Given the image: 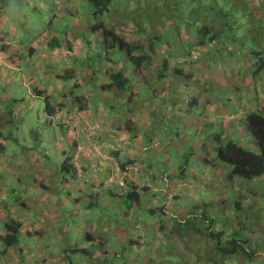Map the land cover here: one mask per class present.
I'll return each instance as SVG.
<instances>
[{
  "label": "rangeland",
  "instance_id": "rangeland-1",
  "mask_svg": "<svg viewBox=\"0 0 264 264\" xmlns=\"http://www.w3.org/2000/svg\"><path fill=\"white\" fill-rule=\"evenodd\" d=\"M192 4L194 8L187 16L185 0H125L115 2L109 10L110 14L115 13L114 23L119 22L120 27L126 26L128 21L136 18L140 25L147 24L145 27L148 31L159 34L157 27L166 25L158 35L162 38L161 44H157L156 47L165 48L161 58L167 59V68L170 72L173 71L170 62L175 57L183 61L181 63L179 61L178 64V70L181 71H193L192 62L188 60L190 55L198 58L199 55L204 57L205 54H209L211 59L213 69L206 81L198 75V79L194 78L191 82H187L185 78L179 80L175 76H170L166 81L143 77L142 83H139L137 81L139 73L125 54L116 48L109 52V57L117 67L115 71L122 73L127 81L121 92L125 93L128 100L122 93L115 95L113 100L118 103L112 110L117 115L128 117L116 119L132 122L136 126L135 132L142 135L145 133L146 137L154 134H161L164 137L159 147L146 154L137 153L143 147L135 144V147L131 148L129 145L132 143L128 144L127 150L130 153L133 151L136 159L152 162L150 168L154 177H160L164 172H172L181 166L184 168L191 166L185 158H193V151L197 152L199 158L202 152L198 149H206L207 155L214 158V149L218 146L215 138L219 133L222 142L220 145L230 141L233 136V141L237 143L247 134L244 121L240 117V114L244 113L243 107L249 105L248 110L253 107L262 110L264 107V0H192ZM68 12H73V17L77 20L71 18L68 21ZM108 16L98 15L96 21L108 22ZM167 20L179 23L176 27H168ZM190 22L193 23L190 25ZM94 23L95 17L91 6L85 1L0 0V131L4 136L13 135L17 141L16 144L6 141L0 154V233L4 232L6 220L12 219L13 215L14 221H19L23 225V231L27 229L31 232L38 231L40 235L38 239H32L36 240L35 243L23 246L25 255L32 257L33 260L21 264H44L36 261L38 250L41 256L45 257L47 261L45 264H252L243 256L229 260L231 257H218L213 254L208 260L206 256L209 252L191 239L187 240V245L182 244L181 240L175 243L166 240L167 242L161 244V235L157 231L160 216L158 213L149 214L145 210L147 202L151 206L153 195L155 199L153 206L158 203L159 199L157 195L155 196L154 190L146 196H140L138 208L133 206L129 209L128 200L123 199L128 192L126 186L119 188L117 185H111V189L118 194L117 198H111L109 194L101 198L102 193L96 197L91 193V189L92 182L97 177L92 174L88 175V180L79 179L71 183L70 197L68 187L59 188L61 184L55 175V169L64 159L62 150L70 151L73 141L77 139L84 145V133L78 135L72 131L68 133L60 130L59 126L49 127L45 99L53 103L69 101L64 95L72 93L73 84L71 81L60 83L56 77L61 76L64 71H77L74 80L80 87L74 91L78 97L87 98L92 106L89 107L86 102L87 109L84 115L75 113L76 108L72 109L76 128L79 130L83 124L93 127L94 130L102 128L97 126L99 113L96 109L99 99L96 86L100 85L95 86L88 82L89 78H99L101 75H91L89 71L82 70L87 64L92 69L100 55L105 57L102 40L98 41L97 34L89 31V26ZM201 26L205 31H201ZM51 34L55 37L56 43L60 41V49L56 53H48V46L44 43V39ZM182 36L186 38L184 41ZM213 36L219 37L215 40V47L211 48L208 43ZM88 38L93 42L90 50L86 49L83 44L85 41L82 40ZM199 43L204 44L203 48L206 51H199ZM228 44L233 48L231 54L235 55V58L229 59L232 68H229L231 65H228V57L224 53ZM28 48L32 49L29 57ZM191 49L198 50L190 52ZM241 49H244L243 54ZM254 52H260L258 54L262 55L258 57ZM246 56L248 64L252 65L250 73L244 68L240 70L237 66L238 63L241 64V57L245 60ZM157 58L155 57V60ZM148 64L153 65L151 61ZM145 65L147 64L143 66ZM98 66L100 65L97 63L95 67ZM258 66H262V70L258 69ZM255 70L257 72H254ZM150 71L153 72V69ZM30 80L39 84L31 85L30 89L24 84ZM203 83H206L205 87L202 86ZM163 84H166L164 86L166 90L161 87ZM230 84L235 85L233 91L230 89L231 86H228ZM36 90L42 91V95L35 96ZM171 92L174 95L171 94L170 99V95L166 94ZM95 93L97 99L94 98ZM154 93H159V99L156 101ZM113 94L114 91L109 90L105 96L111 99ZM176 96L182 102L189 99L192 103L190 106L185 104L183 118L177 116L175 112L181 111ZM104 99L105 97L101 98L102 105L106 102ZM169 99L175 109L172 108L170 111L168 109V112L155 111L156 113L151 114L149 118L150 127L134 123L136 114L149 112L153 105ZM113 100L107 104L114 105ZM207 100H211L216 106L215 114L208 116L209 106L205 105ZM194 102L200 104L197 106ZM222 102L233 110L231 112L233 122L226 121L228 113L223 110L227 108H222ZM103 113L107 114L108 110H104ZM223 115L226 119L221 118ZM103 126L109 127L105 124ZM34 138H37V141ZM247 138L250 147L246 148L258 153V147L250 134ZM166 141L170 147L165 151ZM33 143L39 145L40 150L43 149V144L45 145V157H39L38 152H31L25 148L34 145ZM239 143L244 144L241 141ZM57 145L64 148L61 150ZM77 150L79 152V148ZM124 153L123 150H119V156H124ZM105 157L108 159L107 155H102L100 160ZM220 165L227 168L223 164ZM140 167L141 172L149 174L142 163ZM188 172L190 173V170ZM48 174L51 175L48 177ZM146 181L150 184L154 182L151 176H147ZM156 183L158 185L157 180ZM42 184L46 187L43 192L50 197H45L44 201L40 198ZM78 185L80 188H77ZM224 188L226 195H233L229 183ZM38 190L39 193L36 195ZM210 190L196 196L198 201H191L190 205L185 206L186 211L193 216L214 220L211 230L222 231L227 238L234 236L243 240L251 237L248 242L252 243L251 239L254 237L256 241L252 243L255 245L253 249L259 252L261 249L257 239H260L262 232L257 223L264 228V195L260 197L259 210L252 208L254 210L249 212L218 214L212 211L211 207L220 204L221 196L218 195L219 190H214L218 194H213ZM2 195L5 196L2 198ZM226 195L222 197L226 198ZM46 202H49L48 207ZM19 203L26 204L27 209L19 208L17 206ZM177 203L180 202H171L174 210L178 208ZM244 205V209H248L249 205ZM181 207L183 206H180V209ZM167 211L174 212L171 208H167ZM169 216L166 214L165 217ZM165 221L175 223L172 220ZM252 227L253 229H250ZM206 228H210L209 223ZM222 239L224 242L227 240ZM27 240L29 239L26 237L21 243ZM193 249H199L194 259ZM8 254V260L13 264L16 261L14 258L18 257L17 252L9 249ZM2 260L0 259V262ZM259 264L264 262L261 260Z\"/></svg>",
  "mask_w": 264,
  "mask_h": 264
},
{
  "label": "clouds",
  "instance_id": "clouds-1",
  "mask_svg": "<svg viewBox=\"0 0 264 264\" xmlns=\"http://www.w3.org/2000/svg\"><path fill=\"white\" fill-rule=\"evenodd\" d=\"M75 1L76 2L77 1L87 2L86 0H75ZM120 1L124 2L125 0H120ZM201 6H202V4H201ZM71 8L74 9V7H71ZM82 23H83V21H82ZM112 26L115 27L116 33L118 34L119 38L124 43L129 44V46H135L136 44H134V42H137L138 46L141 47L140 51H142V53H140V54H144L149 58L147 61L142 63L141 67L139 69H137L136 72H138L139 75H141V76H146L148 74L149 70H151L150 68L152 66H154L153 63L158 61L161 65L159 64L160 69L158 68L157 75H161V72L163 71L162 70L163 67L168 66V61L166 58H161V55L163 54L160 52L161 48L158 49L156 47L157 44L160 45L161 43H158L156 41L155 37H153V38L148 37L147 41L144 38L145 34L148 31L147 27H145L144 24L140 25V21H138L136 18H133L131 21H128L126 26H124V27H120L119 22H118V24H115L113 22ZM139 27L142 28L143 31H140ZM201 29H203V26H201ZM161 31L162 30L159 28V30L157 32H159V34H160ZM44 32H47V31H44ZM50 36H53V35L51 34ZM97 39H98V41H99V39L102 40L101 36L99 34H97ZM142 39H144V40H142ZM82 40L85 41V43H83V44H85L86 49L90 50V47L93 46L92 40L90 38L82 39ZM48 42H50V41H48ZM48 42L44 41L45 45L48 46ZM213 42H215V40H213ZM213 42H210L208 44H211ZM146 44H148V49L145 48ZM53 45H56V46L59 45V49H60V41L58 43L55 42ZM68 46L71 48L70 45H68ZM198 46H199L198 49L205 47L204 45H201V44H199ZM48 49H49V51H47L48 53H56V51H52L49 47H48ZM113 49H115V48H113ZM198 49H195V50L197 51ZM195 50H192L190 52H195ZM232 50H233L232 46L230 44H228L227 48L225 49L226 53H228ZM242 50H243V52H242V54H243L244 49H242ZM31 51L32 50L29 49L28 57L31 55ZM149 53L152 54L151 57L149 56ZM153 55H156V57H158L156 59L157 61L155 60V57H153ZM87 56H88V54H87ZM83 57H85V56H83ZM189 57H191V55ZM200 57L203 58V55ZM127 60H128V58H127ZM149 61H151V63L153 64L152 66L148 64ZM245 61H246V63H244V61H240V63L241 62L242 63L240 65L238 63L237 66L240 68V70H242L244 68V70H246L248 73H250L252 70V65L248 64L249 60L245 59ZM97 62H98V65H100V67L103 68V70L105 68H107V69L111 68L113 72H116L113 69V67L115 66L114 63H112L110 66L104 65L105 57L103 58L102 55H100L98 57ZM145 63L147 65L143 66ZM177 64H179V63H177ZM33 66H35V65H33ZM229 68H232V66H229ZM36 70L37 69H34V71H36ZM173 70H175L174 66H173ZM177 70H178V68H177ZM144 71H145V73H144ZM178 71L181 72V74H182L181 70H178ZM172 72H171V75H174ZM254 72H256V70ZM166 73L167 72L164 71L162 75L165 76ZM62 76H63V74L61 76L56 77L60 83L65 82V81L61 80ZM123 77H124V75H123ZM94 79L95 78H89L88 82H90V84H94L95 86L96 85L101 86L102 83H108L109 82L107 80L108 79L107 77L102 79V81L99 84L94 83ZM43 80H44V78H43ZM70 81L74 85V88H72V92H75L74 89H76V90L79 89L75 86V85H77L76 80H74V78H73L72 80H69V82ZM66 83H68V81ZM24 84H25V86H28V88L31 89V87H30L31 85H35V84H39V83L38 82H32V80H30L29 83H24ZM232 85L234 86L233 88L235 89V85L230 84V86H232ZM112 87H113L112 90L114 91V94H113L111 99H108V98H106L105 93L109 90L105 89V87L103 89H101L99 86H96L97 92L99 91L98 92L99 93V96H98L99 99H97L95 97L97 95L96 93L94 95V97L97 99L96 109H97L98 105L101 104V101H103V100H101L102 97H105L104 101H106V102L103 105L106 107L107 110H110V109L112 110L115 108L118 101L113 100L114 96L121 94L122 93L121 91H123V90H116L114 88L115 86H112ZM70 90L71 89L69 88L68 91H70ZM41 92L42 91L36 90V92H34V95L40 96L41 94H39V93H41ZM122 94L127 99V97L124 95L125 93L123 92ZM157 94L159 95V93H157ZM62 95H64V94H62ZM168 95L171 96V93ZM64 97H67L69 99V96H67V94H65ZM111 100H113L112 102L114 103V105L109 106V104H107V103H109V101H111ZM215 101H217V99H215ZM224 102H222V107L225 106ZM168 103H169V101H168ZM215 103H217V102H215ZM48 104L50 105V107L52 109V110H48L46 108L47 109V118L49 119V120L47 119V122L49 121L48 122L49 127L56 126L55 128H57V126H59V127L62 126V128H60V130L67 131L68 133H69V131H72L75 128L74 131L78 135L84 133V145L78 139L75 140L76 144H75L74 148L71 147L70 151H63L62 148H64V147L60 148V145H57L58 148L62 150V152L64 154V159L60 162L59 165H57V167L55 169V175L60 180L61 185L59 188L66 189L68 187V197H70V195H71V189H70L71 183L73 181H76V180L78 181L79 179L88 180L89 179V177H88V175H89V164L93 161L98 162L100 160V156L107 155L108 159H107V157H105V159H102L101 161L111 163V166L107 170V172L109 173V181L106 185L105 184L94 185V183L92 182L91 193L93 195H95L96 197H98L100 193L106 192L110 196H113V198H117L118 194H116V192L111 189V185H117V187H119V188H121V187L123 188L126 186L128 188L127 193H129V192L135 193L136 195H138L139 201H140L141 195L146 196V195H148V193H150L151 190H154L155 196L157 195L158 199H159L158 203L153 206V203L155 200L153 197L154 195H153L152 200L150 201L152 203L151 206H149V204L147 202L145 204V210L150 211L152 208L160 207L164 211V216H163L164 219L168 220L171 217H173V218H175L176 222L178 221L180 223H183V220H180V216L183 214H188V213H186L185 209H184V211L182 209L179 210L180 206H183L181 204L182 201H185V199L189 198V196H190L191 201L197 202L198 199L196 196H199L200 193L202 194L206 190H210L209 188H212V190H210V191H213V194H218L217 192H214V190H219L218 195L221 196L220 204L217 207H211L212 211L218 212V214L224 213V212L233 213L234 211L249 212V211L254 210V209L259 210V208H260L259 205L256 204L257 201L260 202V199H258V197H256V196L249 197V196H245L243 194L246 198H249V200L247 201V203L246 202L244 203L243 201L239 200L238 199L239 195H238V193H236V192H238L236 185H232V186L229 185V187L231 188V193L233 194V196L232 195L228 196L225 194L226 189L224 187L227 185V181L225 180V176H226L225 174L228 170V167L227 168H214L211 165H206L203 161V156L207 155L206 149H198L199 151L202 152L199 155V158L197 156V152L193 151L192 152L193 158L185 159L187 163L191 164V166H189V167L187 166L185 168L181 166L172 172H170V171L164 172L160 177H154L152 174L151 168H150V165H152V162L150 160L145 162L143 160L136 159L137 157H136V155H134L133 151H131V153H130L127 150L128 144H129V142L132 143V145H129V147H131V148L135 147V144H137L140 147H143L141 150L137 151V153L140 152L141 154H146L147 150H152L154 148L159 147V145L162 144L163 136L159 137L160 134H154L151 137L150 136L146 137V136H144L145 133L142 135L138 132H135L134 131V130H136L135 124H133L132 122H130L128 120H124V122H122L116 128L104 127L103 126L104 122L102 121V117H99V118H101L99 121L97 120V124H98L97 126L102 127L101 129L96 128L94 130L93 127L83 124V125H81L82 128H79V130H78V128H76L74 118L72 116V109L76 108L75 113L84 115L85 109H87V108H82L78 105H76L74 107L71 105L70 100L69 101L62 100V103L48 102ZM213 104L214 103H212L210 100L209 105H213ZM57 105H62L61 109L58 110L56 107ZM88 106L91 107L92 105H90V103H88ZM172 108L174 109V107H172ZM248 108H249V105H248V107H243L242 111L244 113H248L252 110L258 109V107L257 108L253 107V108H250L249 110H248ZM263 108L264 107H262L261 109H263ZM49 111H54V112L50 113ZM94 111H95V109H94ZM146 113L142 114V117L138 120L139 121L138 123L136 122L138 124V126L146 125V126L150 127L149 118L151 117V114H154V112L153 113L149 112L147 114ZM244 127H245V130L247 131L246 126H245V121H244ZM131 129H134L133 131L135 134V138H132ZM148 132H150V130H148ZM0 134L4 135L1 133V131H0ZM120 134H124L128 137L126 143H124V144L121 143ZM248 135H249V133L247 132V134L244 137H242V139L240 140L244 144L240 145V143H239L240 141H239V142H237L238 145H240L243 148L250 147V144H249L248 138H247ZM216 137H218V139L220 141L218 143V146H220V144L222 143L221 142V134L219 133L218 136H216ZM251 138H252V136H251ZM34 139H37V138H34ZM132 140H133V142H132ZM231 140L233 141L234 139H231ZM5 143H6V141H3L2 138H0V154L2 153L3 145ZM165 145H167L165 147V150H166V148L169 147L170 144L167 143V141H166ZM43 148H45L44 144H43ZM77 148H79V152H78ZM29 149H31V148H29ZM119 150H123L125 152L124 156H119ZM31 152H33V151H31ZM74 153L76 154L75 156H74ZM193 153H194V155H193ZM38 156L41 157V155H38ZM67 157L71 159L70 163H68L67 166H69L71 168L73 167L74 170L72 168L71 173L67 172L65 174L66 175V181H63L62 175H60L57 172V168H60L61 163L64 162V160H66ZM117 162H120V163H117ZM141 163H142V166L144 168H147L149 171V174L145 175L146 177H145L144 181L138 180V175H137V174L144 175V173L141 172V167H140ZM149 163H150V165H149ZM218 165L221 167L220 164H217L216 166H218ZM189 170H190V173L188 172ZM198 171L200 172V175H198ZM110 174L112 176H110ZM49 175H51V174H48V177H49ZM147 176H151L152 179L154 180V182L152 184H150L149 182L146 181ZM129 177H131V179H129ZM261 178L264 182V177H261ZM156 180L158 182V185L156 183ZM77 188H80V185H78ZM256 188L261 193V195H264V189L263 188H261V187H256ZM45 189H46L45 185L42 184V186L40 187V191L42 192V194L40 195V198L42 199V201H44V199H46V198H50L47 193L43 192ZM98 190H99V193H98ZM234 191H236V192L233 193ZM38 193H39V190L36 193V195H38ZM169 195H171V196H169ZM224 195H226V198L222 197ZM180 197H181V199H180ZM236 199H238V201H239V207L238 208H235ZM171 202H180V203H177L178 208H175V210H174V207L171 205ZM244 204L249 205L248 209H244V206H245ZM46 205L48 207L49 202H46ZM128 205H129V209L133 208V206L138 208V203H136V201H129ZM17 206L20 208L23 207L24 209H27L26 204H23V203H19ZM147 208H149V209H147ZM167 208H171L174 212L173 213L168 212ZM252 208H254V209H252ZM166 214L170 215L169 218L165 217ZM187 216H189V215H187ZM10 221H14V220H8L6 223H9ZM206 221H207V223L210 224V228H207L206 231H209V233L211 234L214 230V229L211 230L212 226L214 225V222H213L214 220L209 221L206 219ZM14 222H19V221H14ZM234 224H237V223L234 222ZM136 225L138 226L137 223H136ZM157 229H158V225H157ZM22 231H23V225L21 224L20 236H19L20 239H21L22 235H24L27 238H36V240L39 237L38 231L31 232L30 229H27L23 232ZM4 233H6L5 229H4ZM4 233H1L0 236L3 235ZM29 235H32V236L29 237ZM88 240H90V239H88ZM194 240L196 241V239H194ZM251 240L256 241V239L254 237ZM191 241H192V239H191ZM181 243L184 244L183 241H181ZM186 243H188V242H186ZM257 243L260 244L259 239H257ZM249 245H250V243H249ZM0 246L5 248L3 251H0V256H4L2 254V252H4V251H6V253H7L9 249H14V250H16L17 255H18V257H17L18 260H17L16 264H21L22 262H30L26 259L24 260L23 251L21 249L22 244H21V246H19V248H14V247L7 248V247H5V245L0 240ZM260 249H261L260 250L261 252L259 251L256 253L263 259L262 261H264V248H262L261 244H260ZM70 253H71V251H70ZM192 258L193 259L195 258L193 253H192ZM38 261H40L44 264L46 263L45 258H43V260H38Z\"/></svg>",
  "mask_w": 264,
  "mask_h": 264
},
{
  "label": "trees",
  "instance_id": "trees-1",
  "mask_svg": "<svg viewBox=\"0 0 264 264\" xmlns=\"http://www.w3.org/2000/svg\"><path fill=\"white\" fill-rule=\"evenodd\" d=\"M86 1L90 4L91 10L93 11V16L95 17V23L89 26V31L92 34H99L101 36L103 49L105 51L104 65L110 66L112 63H114L113 60L109 57V52L111 49L116 48L125 53V56L134 65L136 70L139 69L142 63L147 61L149 58L144 54L138 55V53L139 54L142 53V51H140L141 47L138 46V44H136L135 46H129V44L124 43L119 38L118 34L116 33L115 27L112 26L115 20V17H114L115 13L110 14L109 10L115 2L118 3L120 0H86ZM75 11L73 14H75ZM73 14L68 12V15H69L68 21L71 18H74ZM104 14L109 15L108 16L109 18L107 17L108 22L96 21V17L98 15L102 16ZM86 27H88V24L86 25ZM139 30L143 31L142 28L140 27H139ZM201 31H205V28L201 29ZM218 37L213 36V38L209 39V43L213 42V40H217ZM44 41L45 42L50 41L48 42V47L52 51L58 52L59 45L58 46L53 45L56 42L54 36H49L46 39H44ZM201 45H204V44H201ZM241 52H243L242 49H241ZM258 53L260 52L255 53V55L258 57L262 55ZM228 54L231 55L230 52H228ZM238 54L241 55V53H238ZM241 59L243 58L241 57ZM259 60L261 59L259 58ZM79 61L80 60H78V62ZM97 63L94 62L95 66L97 65ZM95 66L91 69L89 68L87 64L86 68L82 70L89 71L91 75L93 74L101 75L99 78L94 79V83H97V84H99L102 81V79L107 77L108 78L107 80L109 82L102 83L100 86L101 89L105 87V89L107 90H110V89L112 90L113 89L112 86H115L114 88L116 90H123L122 87L127 81L123 77L122 73L113 72L111 68H108V69L105 68L104 70H102V67L100 66L95 67ZM257 68L258 69L260 68V70H262V66H258ZM163 72L164 71L161 72V75L163 74ZM77 73H78L77 71H71V72L64 71L63 76L61 77V80L65 82L72 80L74 78V75H76ZM163 76L164 75H162V77ZM75 86L77 88L80 87V85L78 84ZM72 88H74V85ZM42 93L43 92L39 94L42 95ZM70 94L71 96H69ZM70 94L67 93V96H69V100L72 106L75 107L76 105H78L82 108H87L86 102L87 103L89 102L87 98L78 97V95L75 92H72ZM45 101H46L47 109L52 110L50 105L48 104V100L45 99ZM90 105H92L91 102H90ZM56 107L59 110L61 109L62 105H57ZM49 112L52 113L54 111H49ZM244 121H245L247 132L252 136L253 140L255 141L258 147V153L250 151L247 148H243L240 145H238V143L230 140V141H227L224 145L217 146L214 149V156H213L214 158H210L208 155H204L203 161L206 165H211L214 168L216 167L217 164H223L227 166L228 170L225 174L226 175L225 180L227 181V184L229 183L230 186L236 184L238 192L234 191L233 193L235 192L238 193L239 195L238 199L245 203L249 200V198H246L245 196H249V197L256 196L258 197V199H260V197H263V195H261V193L257 190L256 186L264 189V182L261 178V177H264V109L262 110L255 109V110L248 112L244 117ZM60 128H62V126H60ZM74 129L72 130V132L75 133ZM133 130L134 129H131V135H132V138H135V134H134L135 130L134 131ZM0 138H2L3 141H11L13 144L17 143V141L15 140V137L11 134L7 136L0 134ZM216 140L218 141V143L220 142L218 137H216ZM35 141H37V139H35ZM75 144L76 143L74 140L72 144V148H74ZM25 148L29 151L38 152V155L45 157V154H44L45 148L40 150L39 145L36 146V144H34L30 147L25 146ZM24 151L26 152L25 149ZM185 159H188V158H185ZM70 160L71 159L67 157L66 160H64V162L61 163L60 168H57V172L60 175H62L63 181H66L65 174L67 172L68 173L72 172L73 167L71 168L67 166L68 163H70ZM253 180H256L255 181L256 184L253 183ZM240 182L242 183L240 184ZM104 196H105V193L101 194V198H104ZM111 198H113V196H111ZM123 199L128 200V202L136 201V203H138L139 201L138 195H136L133 192L132 193L126 192L125 195L123 196ZM238 199H236L235 208L239 207ZM256 204H258L260 207L261 202L257 201ZM90 205L91 204H89V206ZM148 212L149 214H152V215L154 213H158V215L160 216L159 217L160 224H158L157 231L161 235V239H162L161 244L167 241H173L175 243L181 240L183 241L184 244L187 245L186 243L187 240L196 239V244L198 245L199 243L200 247L203 246L209 252V255L206 256L208 260L211 259L210 256H212L213 254L218 255V257L219 256L228 257V258L231 257L229 260H232L233 258L238 259L239 256H243V258H245L249 262H252V264H258L261 260H263L253 249V246L255 248V245L252 243H254L255 241H252V243H250L249 245L248 239L250 238H245L243 240L238 239L237 237H234V236L227 238L228 236H225V233H223L222 231L221 232L213 231L210 234L209 231H206L207 221L203 216H193L188 211V214H183L180 216V220H183V223H180L178 221L176 222L175 218L171 217L168 220L175 221V223L170 224L168 223L169 221H165L166 219H164L163 217L164 211L160 207L152 208ZM257 226L259 227V230L262 232L261 234L262 237L259 239V241H260V244L262 245V248H264V234H263L264 228H261V226H259L258 223H257ZM3 228L6 230V233L0 236V240L5 245V247L16 248L17 246L19 247L21 246V244L24 243V242L21 243V240H24V238L20 239L19 237L20 228H21V224L19 222L10 221L9 223L4 224ZM250 229H253V227ZM254 230H255V227H254ZM31 236L32 235H29V237ZM222 238L227 239V240L224 242ZM193 243H195V241H193ZM192 251L194 252V255H196L199 252V249H195V250L193 249ZM164 252H166V250ZM207 258H205V260Z\"/></svg>",
  "mask_w": 264,
  "mask_h": 264
},
{
  "label": "crops",
  "instance_id": "crops-1",
  "mask_svg": "<svg viewBox=\"0 0 264 264\" xmlns=\"http://www.w3.org/2000/svg\"><path fill=\"white\" fill-rule=\"evenodd\" d=\"M194 4H192V0H185V8H186V12H185V16H187L188 14H189V12H191L192 10H193V8H194V6H193ZM196 5V4H195ZM201 5H199V7H200ZM167 23H168V27H170V26H177V24L179 23H175L173 20H167ZM181 23H182V25L184 24V22H183V20L181 21ZM191 23L192 22H190V25H191ZM145 25H147L146 23L144 24V26ZM166 27V25H162V26H160V27H157V30H159V28L161 29V30H163L164 28ZM182 30H183V28H182ZM183 32H185L184 30H183ZM161 33H162V31H161ZM153 38V37H155V39H156V41L158 42V43H161V41H162V38L160 37V36H158V34H155V33H150V31H147V33L145 34V36H144V38L146 39V41H147V38ZM181 38H183V41L186 39L185 38V36H182ZM149 42V41H148ZM215 45H216V43L215 42H213V43H211V44H209V47H215ZM145 48L146 49H148V44H146L145 45ZM162 50H160V52L161 53H163L164 52V48H161ZM200 51H206L203 47L202 48H200ZM224 53H226V51L224 52ZM195 54V53H194ZM149 56L151 57L152 56V54H150L149 53ZM194 56V55H193ZM226 56L228 57L227 59H228V65L230 64L231 66H232V64H231V62H230V60L229 59H231V58H235V56H233L232 54L230 55V54H228V53H226ZM153 57H156V55H153ZM192 57H188V60L190 61V62H192L191 64V68H192V70L193 71H182V74H181V72H179L178 70H177V68H179V65L177 64V63H179V61L180 62H183V61H181V59H179V57H175L174 59H172L171 61V63H170V65H173L174 66V69L175 70H173V74L174 75H171V72L168 70V68L167 67H163V71H165V72H167L166 74H165V76H161V75H157V71H158V68L160 69V63L158 62H155V63H153L154 64V66H152L150 69H152L153 68V70L155 71H153V72H151L150 70H149V72H148V74L146 75V76H141V75H139V78L137 79V81L139 82V83H142V79H143V77H146V78H150V79H154V80H159V81H166L170 76H175V77H177L179 80H181V78H185L186 79V81L187 82H191L194 78H197V76L198 75H201L200 77H201V79H203V80H208L209 79V77H210V75H211V72H212V63H211V59L209 58V54H205V56L203 57V58H201L200 57V55H199V57L197 58V57H195L194 56V58H192ZM246 59L248 60V58L246 57ZM241 61H244V63H246V61L245 60H243V59H241ZM242 63V62H241ZM160 64V65H159ZM113 69H114V71H115V69H117V67L116 66H114L113 67ZM194 69H196V70H194ZM217 69V68H216ZM216 69H214V70H216ZM144 73H145V71H144ZM134 74V73H133ZM198 79V78H197ZM205 80V81H206ZM184 85L186 84V83H183ZM166 84H163L161 87H164ZM198 86H200L199 85V83H198ZM202 86L203 87H205L206 86V83H203L202 84ZM228 86H230V85H228ZM202 87V88H203ZM233 85L231 86V91H233ZM244 87V86H243ZM163 90H166V87H164L163 88ZM169 94V93H168ZM168 94H166V95H168ZM171 94L172 95H174L172 92H171ZM154 98H155V101L156 100H158L159 99V95L157 94V93H154ZM170 99H171V96H170ZM170 99L169 100H167L166 102L168 103V101H169V103H170ZM175 99L176 100H178L177 101V104H180L179 105V107L178 108H181V109H179V110H181L180 111V113H178L177 111H175L176 112V114H177V116H179V117H181V118H183V116H184V112L186 111V109L184 108L185 107V104H187L188 106H190V105H192V103H190V100L188 99H186V100H184L183 102L181 101V99L179 98V97H175ZM180 99V100H179ZM229 101L231 100V98L230 99H228ZM192 101H194V100H192ZM166 102L165 101H160V103H158L156 106L155 105H153V108H152V110L151 111H149V112H151V113H153V112H155V111H166L167 110V112H168V109L170 110H172V107H174V106H172L171 104H169L168 103V106H166ZM209 102H210V100H208V101H206L205 102V105H208L209 106V110L207 111V113H208V116L210 115V114H215L216 113V111H217V109H216V106H214V104L213 105H209ZM194 104L195 105H197L198 106V104H200L199 102H194ZM141 108H143V107H139V108H137V109H141ZM223 108V107H222ZM224 108H227V109H224L223 110V112H227L228 114H227V119L225 118V115H223V116H221V118H224V119H226V121L227 120H231L232 122L234 121L233 120V118H231L232 117V114H231V112L233 111L231 108H229V106H227V105H225L224 106ZM115 109V108H114ZM174 109H175V107H174ZM97 110H98V113H99V115H98V121L101 119V118H99V117H102V121L104 122V124L107 126H109V127H112V128H116L117 126H119L122 122H123V120H117L116 118H119V119H123L124 117H128V116H120V115H117L116 114V112H113V110H108V113L107 114H105V113H103V111L104 110H107L106 109V107L104 106V105H102V104H100V105H98V107H97ZM111 111V112H110ZM149 112H147V113H149ZM110 113V114H109ZM144 112H141V115H138V114H136V116H135V121H134V123H138L139 121V119L142 117V114H143ZM146 113V114H147ZM156 113V112H155ZM145 114V115H146ZM247 113H241L240 114V117L242 118V120H244V116L246 115ZM109 122V123H108ZM195 125V124H194ZM193 125V126H194ZM237 135H238V133H237ZM159 137H162V135L160 134L159 135ZM120 138H121V143H126L127 142V139H128V137L126 136V135H124V134H120ZM234 139V136L233 137H231V139ZM163 139H164V137H163ZM170 147V146H169ZM168 148V147H167ZM166 148V149H167ZM150 150H147V152H149ZM166 151V150H165ZM166 153V152H165ZM117 163H120V162H117ZM111 166V163H109V162H103V161H101V160H99L98 162H96V161H93V162H91L90 164H89V175L90 174H92L93 176H95V177H97L95 180H94V185H102V184H107L108 183V181H109V173L107 172V170L109 169V167ZM215 168H225V167H222V165H221V167L218 165V166H216ZM92 171V172H91ZM11 173V172H10ZM138 175V180H142V181H144V179H145V174L144 175H141V174H137ZM110 176H112L111 174H110ZM129 179H131V177H129ZM134 179V178H133ZM166 183V182H165ZM253 183L254 184H256L255 183V181H253ZM257 187V186H256ZM103 194V193H102ZM107 193H105V195H106ZM181 195V194H180ZM5 195H2V198L4 197ZM181 198V197H180ZM42 200V199H41ZM190 202H191V199H190V196H189V198H186L185 199V201H182V205H183V207H181V209L184 211V209L186 210V207L185 206H188V205H190ZM20 208V207H19ZM181 209H179V210H181ZM178 210V211H179ZM186 213H188V211H186ZM10 220H14V215L12 216V219L10 218ZM8 220H6V222H7ZM3 231H4V228H3ZM23 232V231H22ZM4 233V232H3ZM1 234V233H0ZM25 239L26 237L24 236V235H22V237H21V239ZM29 240H27V241H25L23 244H22V246H21V249H22V251H23V257H24V260L26 259V260H28V261H30V260H33V258L32 257H30V256H26L25 255V250L23 249V246H26V245H29V244H34L35 243V241L33 240L32 241V239L33 238H28ZM5 248H3L2 246H0V251H3ZM36 250H38V248L36 247ZM2 254L4 255L3 257H1L0 256V259H3L0 263H6V264H10V262H9V260H8V256H9V254L7 255V253H6V251H4V252H2ZM43 258H45L44 256H41V252L38 250L37 251V255H36V261H38V260H43ZM38 259V260H37ZM14 260H16L15 262H13V264H16V262H17V260H18V258L17 257H15L14 258ZM46 263H47V261H46Z\"/></svg>",
  "mask_w": 264,
  "mask_h": 264
}]
</instances>
